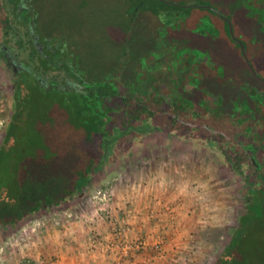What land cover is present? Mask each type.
<instances>
[{"label": "rangeland", "instance_id": "obj_1", "mask_svg": "<svg viewBox=\"0 0 264 264\" xmlns=\"http://www.w3.org/2000/svg\"><path fill=\"white\" fill-rule=\"evenodd\" d=\"M8 1L13 8L15 5L20 8L21 21L18 20L20 24L16 26L22 31L13 30L7 33L6 39L5 33L0 32V46L11 41L12 45L4 48L28 68L22 71V82L27 87L34 84L32 87L39 92L36 104L29 93L32 89L28 91L26 100L32 110L23 116L19 130L23 134L20 132L19 138L8 145L12 151L8 152L9 158L0 173V227L30 211L68 198L95 167L105 145L121 134L134 131L142 121L143 113L139 114V121L132 116L135 115L132 111L142 104L145 111H139L151 113L149 120L154 129L144 136L139 134L138 138L126 136L124 141H128L127 145L134 139L138 143L144 141L149 149H140L134 156L129 154L130 164L114 166L107 181L87 187L83 200L71 212L80 215L81 209L93 210L99 206L103 211L109 210L111 194L120 195L125 187L117 181L125 172L131 171L135 176L132 180L141 183L139 176H146L145 173L151 177L152 172L159 171L160 176H164L173 170L174 177L178 175L177 181H168V176L160 180H167L173 185L171 188L178 190L176 203L187 211L181 214L185 219L182 227L165 228L153 244V251L162 254L164 264H264V173L261 171L264 167L258 166L259 172L257 169L249 174L248 164L240 166L238 158H234V164L229 163L233 161L230 155L216 147L215 136L219 132L228 134L230 128H234L230 123L241 126L245 120L234 111L235 118L232 115L230 120L224 118L217 124L207 113L193 121L197 124L194 130H185L179 124L171 129L173 114L188 111L193 115L195 101L204 107L202 99L215 102L220 95L218 91L227 95L238 92L236 95L241 96L243 90L248 95L246 99L256 103L253 109L264 112V94L259 93L264 92V83L252 79L243 68L235 45L223 32L213 12L177 10L158 18L146 9L160 6L155 0H144L146 7H139V0ZM162 1L179 6L196 2L195 5L211 9L222 19L233 22L235 34L246 42L247 33L251 30L254 33L253 25L257 20L251 14H256V5L262 0ZM11 10L7 8L8 19H16V13L10 14ZM19 40L26 47L17 46ZM62 40L65 43H61ZM57 48L64 50L67 56L54 57L55 67L45 66L49 68L46 70L59 69L62 79L40 86L34 81L37 78L31 76L38 73V59L46 61L47 49L55 52ZM257 48L264 53L263 44ZM248 52L260 74L258 77L264 80V63ZM210 53L216 60L228 62L231 70L227 79L215 81L218 71ZM4 60L0 56V147L14 110L15 82L10 67L13 65ZM69 64L72 66L68 67ZM203 85L211 88L205 92ZM224 94L222 99L230 100V96ZM242 99L239 101H246ZM229 103L231 105L228 102L227 106ZM226 110L224 104L223 112ZM178 118L180 124L190 120L182 114ZM169 129L174 132L172 135L177 136L179 132L184 135L180 136V148H170L176 141L170 140ZM259 138L264 144V136ZM251 146L247 151H252ZM123 149L114 147L108 157L113 159L123 153ZM135 158L138 165L132 161ZM147 161L150 164L145 170L141 164ZM231 165L237 169L234 174ZM105 167L94 171L91 183L103 174ZM153 168L155 171L151 170ZM98 191L107 193L106 197L102 198ZM64 212L43 214L32 222L48 223L73 215ZM27 230L30 229L23 227L7 235L0 229V248L3 249L0 262L4 254L17 248L16 242L24 244V240L16 238H25ZM140 241L145 240L138 238L134 245L125 244L141 252L144 244L140 245Z\"/></svg>", "mask_w": 264, "mask_h": 264}, {"label": "crops", "instance_id": "obj_2", "mask_svg": "<svg viewBox=\"0 0 264 264\" xmlns=\"http://www.w3.org/2000/svg\"><path fill=\"white\" fill-rule=\"evenodd\" d=\"M6 4L10 6L7 8H13L8 0ZM138 142L131 143L123 153L114 156L113 159H108L110 164H107V152L106 147H104L99 153L95 167L91 172H88L86 179L79 182L68 198L51 206H42L36 211L21 215L18 219L1 225L7 235H11L16 230H22L23 227L24 229H30L27 230L25 238H21V236L16 238V240H24V244L18 245L16 242L17 248H13V250L3 255V263L164 264L165 260H161L163 258L161 257L162 254H156L153 251V244L165 232V228L182 227L185 219L183 220L181 214H184L182 213L184 210L187 211L179 205V202L176 203L177 197L180 195L178 190L171 188L173 185L167 183V180H178V175L174 177L173 170L168 171V175H161L162 177L159 171L155 172V174L152 172L151 177L148 173H145L146 176H139L138 180L142 181L141 183H135L132 180L135 176L132 175L131 171L125 172L124 175H120V179H117L125 187L120 190V195L115 196L111 192L110 206L107 205L109 210L99 211L101 207L99 206V208H92L93 210L81 209L79 210L80 215L72 213L75 210V205L83 200L87 187H95L96 184L107 181L112 176L111 173L114 170V166L122 165L126 162L130 164L129 154L134 156L140 149H149L144 145V142ZM178 144L179 141L178 143L176 141L175 145H171L170 148H175L179 146ZM177 148H180V146ZM137 159L132 160L133 162L135 161L136 165H138ZM149 164L147 161L143 162L141 166L146 170V165ZM103 165L106 166L105 171L96 181L91 183L90 179L94 171ZM131 166V169H133L134 166ZM151 170L155 171V168ZM167 176L168 179L164 180V187L161 189L160 178H167ZM125 177H127L126 180ZM128 179H130V182H127ZM134 185H139V192L132 190ZM145 188L148 189L147 192H145ZM172 201L174 202L172 203ZM106 204H109V202H106ZM59 211L61 213L67 211L73 215L64 218L60 217L48 223H43V221L32 222L33 218H42L43 214L50 212L60 214ZM94 211L97 213L95 216L92 215ZM88 217H92V219H88ZM13 222H16V225L10 226ZM69 232H71V235L67 234ZM105 236H109L110 239H105ZM138 238L145 240L143 241L144 245L141 246L142 251L137 252L134 246L129 247L125 251L124 246H127L125 243L134 245ZM93 254L96 256L95 259H93ZM101 256L103 259H101Z\"/></svg>", "mask_w": 264, "mask_h": 264}, {"label": "trees", "instance_id": "obj_3", "mask_svg": "<svg viewBox=\"0 0 264 264\" xmlns=\"http://www.w3.org/2000/svg\"><path fill=\"white\" fill-rule=\"evenodd\" d=\"M6 1L7 0H0V32H3V33H5V39H6V37H7V33H9V32H11V31H13V30H15V28H14V26H13V24L14 25H16V24H20V22L18 21V20H20L19 19V15H20V8H19V6L18 5H15V8H12V10L10 11V14L11 13H16L15 14V18L16 19H14L13 17H11L10 19H8V17H9V14H8V11H7V7H5L6 6ZM160 6H157V7H150V6H147V4L144 2V0H139V7H142V6H145L146 7V9L149 11V12H152V14L154 15V16H156V17H158L159 18V15H161V14H163V13H171V14H173L172 12H175V11H177V10H186L187 12H196L197 10H199V9H202L203 11H211V12H213V14L215 15V17L220 21V23L222 24V29H223V32L227 35V37L233 42V44L235 45V47H236V50H237V55H238V57H239V59H240V62H241V65H243V68L246 70V72L252 77V79H254V80H256V81H260V82H262V83H264V81L263 80H260V79H258V78H256L255 77V75L251 72V70L249 69V67L247 66V64H246V62H245V60H244V58H243V55H242V52H241V49H240V47H239V44L232 38V36H231V34H230V32H229V27H228V24H227V22L224 20V19H222L221 17H219L214 11H212L211 9H207L206 7H203V6H200V5H195V4H197L196 2H194V3H187V4H191V5H189V6H179V5H175V4H172V3H169V2H164V1H162V0H155ZM203 2H205L204 0H202ZM189 2H191V0L189 1ZM264 0H262L261 2H259L257 5H256V7H257V10L255 11V13L256 14H251L253 17H257V20L256 21H254L255 22V24L253 25V28H255V31H254V33H253V31L251 30L250 31V28H249V31H250V34L249 33H247L248 34V39H247V41L245 42L244 40H242L241 38H239L236 34H235V31H234V25H233V22H231L232 23V28H233V34L236 36V37H238L239 39H240V41L242 42V44L244 45V49H245V54H246V56H247V58H248V60H249V62L251 63V65L253 66V68H254V70H255V72L258 74V71H257V68L255 67V65H254V63L252 62V60H251V56H250V53L248 52V50L249 51H251V55H253V56H255V57H258L259 58V60H261L260 61V63L261 64H263L264 62L262 61L263 60V55H264V53L263 52H261L260 50H258V48H257V46L258 45H264ZM201 4V3H200ZM241 5H244L243 3L241 4ZM167 7H169V8H171V10H168V8ZM173 9V10H172ZM193 9H195V10H193ZM7 12V13H6ZM248 13H250L249 11H247V14ZM185 17H186V15H184ZM190 18H191V15H190ZM12 20H14V22L12 23L11 21ZM21 21V20H20ZM35 20H34V18L32 19V22H34ZM250 22H251V20H250ZM263 26H262V25ZM260 25H261V27H260ZM183 36V35H182ZM184 36H186V35H184ZM1 39V38H0ZM4 40V39H3ZM65 40H62V42L61 43H65L64 42ZM7 44H11L12 45V43H11V41H7L6 42ZM6 43H4V45H3V47L4 46H7V44ZM33 43V42H32ZM18 44H19V46L20 47H23V46H25L26 47V45H24L23 43H21V41L19 40V43L17 42L16 43V45L18 46ZM33 46H34V43L32 44ZM67 45V44H66ZM250 45V46H249ZM2 47V48H3ZM7 47H9V45L7 46ZM0 48H1V46H0ZM48 48V47H47ZM250 48V49H249ZM252 48H253V50H252ZM58 50L56 51L55 50V52H54V50H48L47 49V55H46V61H44V60H42L43 61V63H44V66L46 65V66H50V64H52L53 66L55 65V61H53L54 60V57H57V58H59V57H66L67 56V54L65 53V51L64 50H60L59 48H57ZM254 49H257V51L255 52V50ZM65 50H66V48H65ZM2 54V53H1ZM210 58L212 59V62H213V66H214V68H215V70H217L218 71V74L217 75H215L216 76V79H215V81L217 80V78L219 79V80H222V79H227V77L230 75V66L228 65V62L226 61V60H224V59H219V60H216L215 58H214V54L213 53H210ZM213 55V56H212ZM210 59V60H211ZM211 62V61H210ZM230 64V63H229ZM212 65V64H211ZM45 66V68H47V69H49L48 67H46ZM70 66H72L71 64H69V66L68 67H70ZM55 67V66H54ZM59 67H62V66H60L59 65ZM62 71H64V70H62ZM213 74V73H212ZM205 75V74H204ZM258 75H260V74H258ZM211 76H213V75H211ZM23 77V76H22ZM22 77H21V81L19 82V84L18 85H14V97H13V113H12V115H11V117H10V120L8 121V123H7V127H6V129H5V133H4V136H3V140H4V144H3V146L2 147H0V173H2V170L4 169V161H6L8 158H9V155H10V153H8V152H10V151H12V148H9L8 147V145H11L10 143H12V142H14V141H16L17 140V138H19V133L21 132V131H18V130H20V126L22 125V120H23V116H24V114H26L27 112H30L31 110H32V107L31 106H29L28 104H27V100H26V98H27V94H28V91H30L31 89V91L29 92L31 95H32V97H33V101L37 104V101H38V92H39V90L36 88V87H32V85H34V84H30L31 85V87H27V85H25L24 84V82H22V81H24V79H22ZM34 81H35V79H34ZM241 85V84H240ZM204 86V85H203ZM211 87L210 86H204V91L206 92V90H208V89H210ZM147 92L149 93V91L147 90ZM219 93H220V95H219V97H221V102H223V104H226V107H227V110H229V108L231 109V106L232 105H237L238 107H240L241 108V110H242V113L244 114V113H246V110H247V105L248 106H250L252 109H253V107L255 108V107H257L256 106V103L255 102H252V100H250V99H246L247 98V94L245 95L244 93H243V90H241V92H242V94H241V96H239V95H236L238 92H236V93H229L228 92V95L230 96V100H227V98L226 99H222V95L224 94V93H221L220 91H218ZM259 93H263L264 94V92H262V91H260ZM227 94H224V96H228ZM239 97H241V98H239ZM245 98V100L246 101H244V102H241V101H239V99H241V100H244V99H242V98ZM177 98H179V97H177ZM262 99L264 100V97L262 96ZM202 101H203V103H204V107H202V106H199L198 105V102L197 101H195L193 104V108L195 109V107H196V105L200 108V109H202V110H204V111H206L207 109H208V105H207V101H205L204 102V100L202 99ZM174 102H175V100H174ZM228 102H231V105H230V103H229V105L227 106V104H228ZM159 102L157 101V104H158ZM229 107V108H228ZM233 107V106H232ZM34 108V107H33ZM192 108V109H193ZM251 108L249 109V111L251 112ZM176 109V108H175ZM221 110V109H220ZM226 110V111H227ZM255 111H258L257 109H254ZM208 111V110H207ZM219 112H222V111H219ZM260 112H257V114H259ZM264 113V112H263ZM29 114V113H28ZM28 114H26V115H28ZM112 114V113H111ZM110 114V115H111ZM252 116L253 117H256V114H252ZM111 117V116H110ZM109 117V118H110ZM242 119H243V117H242ZM109 124V123H108ZM107 124V125H108ZM20 134H23V132H21ZM94 140V136H93V139H92V141ZM37 210V209H36ZM36 210H33V211H36ZM32 211H30V212H28V213H26V214H29V213H31ZM25 214V215H26Z\"/></svg>", "mask_w": 264, "mask_h": 264}, {"label": "flooded vegetation", "instance_id": "obj_4", "mask_svg": "<svg viewBox=\"0 0 264 264\" xmlns=\"http://www.w3.org/2000/svg\"><path fill=\"white\" fill-rule=\"evenodd\" d=\"M13 26L15 28V31H17L18 33L22 31L16 25L13 24ZM20 35H22V34H20ZM3 50H4V47L2 48V46H1L0 51L2 52ZM12 55H13V58L16 59V56L14 54H12ZM15 59L13 60L14 62L10 63L13 65L10 67H11V71H13L15 85H18L19 82L21 81V77L23 76L22 71H23V69H26L27 67L23 66V65H25V63L18 61L17 59L15 60ZM38 60H39L38 61L39 66H37L38 73L35 72L34 75L33 74L31 75V76H35V78H37V79H35V81L38 82V85L40 84V86L41 85L43 86V84H47L46 83L47 81L49 82V81L55 80V81L59 82V80L62 79L60 77V73H59L60 70L59 69L46 70L47 68H45L41 57H39ZM27 70H28V68H27ZM47 74H50V77H48ZM219 98L220 97H217L216 99H218V100H216L215 102H213V100L207 99L208 100L207 101V105H208L207 110L208 111L207 110L204 111L202 109H201L202 110L201 111L200 108L196 106L195 109L193 110V115L191 113H189L188 111L181 113L182 117H189V119L191 120V121L190 120H183V124H180L179 120H177V119H179L178 117H180L181 114H178V113L175 115L173 114L174 118L170 121L171 129L174 130V128L172 126H178V124H179V126L186 128L185 130H188V129L194 130V128L197 124L193 121L199 119L202 116V114H207V113L210 114V117L212 119L213 118L215 119L217 124H221V122L224 121L223 120L224 118L226 120H230V118H232V115H233V118H235L236 112H234V111H237V113H239V117H243V120H245V122L243 123V125H241L242 127L236 126V125L234 126L233 124L230 123V125L234 128H230V131L228 132V134L219 132V134L217 136H215V137H217L216 147L218 149H220L223 152V154L225 152H227L230 155V159H231V161L232 160L233 161L229 162V163L234 164V162L236 161L234 158H238L239 159L238 161H240V166L243 165L245 167L247 164L249 165V168H248L249 174H251L253 170L257 171V169H258L257 172H259L260 170H259L258 166L264 167V144H263V141H261L259 138L260 135L264 136V113L261 112V113L257 114V111H255L254 109H252L250 106L247 105L246 113L243 114V113H241L242 112L241 108L240 107L238 108V106L236 104L232 105L233 107L231 106V109L228 107L229 110L223 112L224 104H223V102H221V99H219ZM159 105L160 104L158 103L157 106H159ZM211 105H213V106H211ZM144 108H146V107L141 104L140 107L138 106L137 108L134 109V111H132V113L135 114V115H132L133 120H135V121L136 120L139 121L138 120V119H140V118H138L139 114H142V113L144 114V118L142 119V121L138 122V125L134 127V131H130L127 135L121 134L112 143L105 145L106 152H107L106 157H108L109 152L116 146L118 147V149L122 150L123 147L125 149V147L129 146L131 143L137 142L136 141L137 139H134L131 141V143L129 145H127L128 141H124V138L126 136H131L132 138H138L139 134L144 136L145 132H147V131L149 132L151 129H154V127L152 126L153 123L151 124L150 120H149L151 113L150 112L145 113ZM169 108H171L170 104H169ZM225 108H227L226 104H225ZM250 108H251V112L249 111ZM142 109L144 111L140 112L139 110H142ZM172 110H174V109H172ZM219 111H222V112H219ZM171 112H173V111H171ZM252 114H256V117H253ZM193 123H195V124L193 125ZM239 127H240V129L236 130ZM171 129H169L170 131L168 132V133H171V135H170L171 139L170 140H172V141L173 140H175V141L182 140L180 136H184V135H182L181 132L177 133V136L172 135L173 131ZM124 143H126V146L124 145ZM144 143H146V142H144ZM250 145H252L251 146L252 151H247V150H250L247 148ZM124 149H123V151H124ZM108 159H110V158L108 157ZM106 161H108V160L106 159ZM231 167H232V165H231ZM236 170H237L236 168H233L232 173L233 174L236 173ZM261 171H263V173H264V168ZM248 194H249V191L247 189L246 195H248Z\"/></svg>", "mask_w": 264, "mask_h": 264}, {"label": "water", "instance_id": "obj_5", "mask_svg": "<svg viewBox=\"0 0 264 264\" xmlns=\"http://www.w3.org/2000/svg\"><path fill=\"white\" fill-rule=\"evenodd\" d=\"M216 12H217V11H216ZM225 20H226V22H227V24H228L229 32H230L232 38H233V39L239 44V47H240V49H241V52H242L243 58H244V60H245V62H246V64H247V66L249 67V69L251 70V72L255 75V77L258 78V79H260V78L258 77L257 73L255 72L253 66H252L251 63L249 62V60H248L246 54H245L244 45H243L242 42H241L237 37H235V35L233 34V28H232V23H231V21H230L229 19H227V18H225ZM2 52H3V53H2ZM2 52L0 51V56H1L2 58L5 59L4 61H5L6 63H12V59H13V57L10 56V54L6 51L5 48H4V50H3ZM1 53H2V54H1ZM5 54H6L8 57H6ZM260 80H261V79H260ZM262 80H263V78H262ZM263 81H264V80H263ZM94 174H95V173H93V176H92V178L90 179L91 181L93 180ZM17 222H19V221H17ZM15 223H16V222L11 223L10 226H15V225H16ZM5 228H6V227H5ZM5 228H4V229H5ZM0 229H2V227H0ZM2 230H3V229H2Z\"/></svg>", "mask_w": 264, "mask_h": 264}, {"label": "clouds", "instance_id": "obj_6", "mask_svg": "<svg viewBox=\"0 0 264 264\" xmlns=\"http://www.w3.org/2000/svg\"><path fill=\"white\" fill-rule=\"evenodd\" d=\"M160 187H161V189H163V187H164V181L163 180L160 181ZM132 190L134 192H139V185H134ZM147 191H148V189L145 188V192H147ZM102 210H103L102 208L99 209V211H102ZM96 214H97L96 211H94L92 215L95 216ZM88 219H92V217H88ZM77 226L79 227V225H77ZM33 231H35V229H33ZM81 231L83 232V229L82 228H81ZM67 234L68 235H71V232H69ZM57 239H58V234H57ZM105 239H110V237L109 236H105ZM81 246L83 247V245H81ZM184 247H187V245H185ZM2 251H3V249L0 248V252H2ZM82 256H83V254H82ZM95 258H96V256H95V254H93V259H95ZM101 259H103L102 256H101ZM0 264H2V262H0Z\"/></svg>", "mask_w": 264, "mask_h": 264}, {"label": "built area", "instance_id": "obj_7", "mask_svg": "<svg viewBox=\"0 0 264 264\" xmlns=\"http://www.w3.org/2000/svg\"><path fill=\"white\" fill-rule=\"evenodd\" d=\"M97 193H101L100 191H98ZM101 195H102V198H105L106 197V195H107V193H105V192H103V193H101ZM22 238V237H21ZM139 244L141 245V244H144V242L143 241H140L139 242ZM157 245V244H156ZM125 247V251H127L128 249H129V247H131V246H124ZM155 247V246H154ZM2 264H4L3 262H2Z\"/></svg>", "mask_w": 264, "mask_h": 264}]
</instances>
